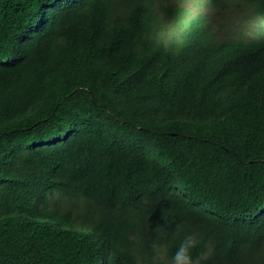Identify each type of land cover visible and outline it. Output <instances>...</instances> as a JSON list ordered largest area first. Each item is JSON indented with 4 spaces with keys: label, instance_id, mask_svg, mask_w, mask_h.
<instances>
[{
    "label": "trees",
    "instance_id": "1",
    "mask_svg": "<svg viewBox=\"0 0 264 264\" xmlns=\"http://www.w3.org/2000/svg\"><path fill=\"white\" fill-rule=\"evenodd\" d=\"M239 1L231 36L169 0H0V264H156L189 232L264 264V0Z\"/></svg>",
    "mask_w": 264,
    "mask_h": 264
},
{
    "label": "rangeland",
    "instance_id": "2",
    "mask_svg": "<svg viewBox=\"0 0 264 264\" xmlns=\"http://www.w3.org/2000/svg\"><path fill=\"white\" fill-rule=\"evenodd\" d=\"M168 5L193 14L201 13L207 18L211 17L218 29L220 25L223 27L219 29L220 35L250 33L255 24L250 8L239 0H169ZM242 20L243 26L238 28Z\"/></svg>",
    "mask_w": 264,
    "mask_h": 264
},
{
    "label": "clouds",
    "instance_id": "3",
    "mask_svg": "<svg viewBox=\"0 0 264 264\" xmlns=\"http://www.w3.org/2000/svg\"><path fill=\"white\" fill-rule=\"evenodd\" d=\"M200 243V239L195 233H186L170 253L166 245L154 244L153 259L156 264H160L161 256L165 258L164 264H204L208 253L204 250L197 251Z\"/></svg>",
    "mask_w": 264,
    "mask_h": 264
}]
</instances>
